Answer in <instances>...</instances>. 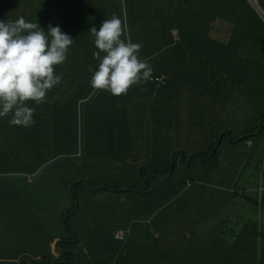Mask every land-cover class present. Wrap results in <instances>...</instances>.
<instances>
[{
  "label": "crops",
  "instance_id": "1",
  "mask_svg": "<svg viewBox=\"0 0 264 264\" xmlns=\"http://www.w3.org/2000/svg\"><path fill=\"white\" fill-rule=\"evenodd\" d=\"M134 1L102 0L101 20L110 19L113 14H116L119 15L126 26H131L128 19L132 22L138 19L137 3L135 4ZM66 2L67 0H46L44 8L39 10L35 5L28 6L24 1H13L10 3L11 8L3 13L2 21L15 20L19 16H24L27 21L37 23L41 21L37 19L39 14H41L42 20L45 21L41 27L45 31L46 27L48 29L47 22H50L53 27L59 26L62 32L73 37L71 31H74L75 28L79 29L80 26L85 27L84 24H88L89 16L80 15L74 3L68 5ZM86 2L87 0H82L77 5L85 4ZM0 3L2 5L5 4L4 0H0ZM174 3L175 6L177 5L183 10L181 14L175 15L176 19L179 17L181 21H189L196 17V13L190 14V9L186 8L188 11L185 9L191 3L194 5V0H174ZM159 6L165 7L164 0H160ZM73 7L75 10H73ZM15 8H19V12L11 15L10 11ZM194 8L198 9L199 7L195 6ZM53 14L60 18L58 21L63 25L55 23V19H47V17H55ZM94 26L99 30L98 25L95 24ZM135 26L131 29V32L134 30L138 33H143L144 35L141 34L137 38L144 39L145 32L140 31ZM158 26L159 28L153 35L154 38L151 37L150 39L158 44L156 48L165 49L166 36L161 26ZM88 31L87 35L82 37L83 40L86 37H92ZM220 34H222V37ZM210 36L218 39H227L229 37L222 30H214ZM210 36L208 35V37ZM145 38L148 37L146 36ZM205 38L203 37V41ZM131 41L133 42V40ZM142 43L148 45L149 40ZM202 65L206 67L205 64ZM193 67L201 69V65L197 64V61L191 62V69ZM65 83L69 84L67 81L61 82L55 88H60V92H63ZM74 84L77 92L75 95L70 96L69 99L74 101V108L76 109L72 116L75 127L73 125L69 128L63 127L61 129H79L72 133L73 144H76L78 149L75 155L90 161L92 164H90L89 168H93V171L87 173L84 179L73 178V182L72 180L66 182H70L69 186L72 184V190L74 187L77 190H82L86 197V202L84 201L86 209L89 206H94V200L101 201L100 199H103L104 202H107L111 199L112 202L121 198L135 201L140 196H143L135 192L132 193L128 189H132V186L136 184V179L141 182H153L152 169L147 162L151 156L162 162H166L168 159L172 168L177 166L182 169V172H179L180 174L178 175L183 178L194 176L196 180H199L198 170H206L204 167H206L207 162H209L216 150L219 149L224 139L228 143L223 150L225 148L228 149L232 145L231 142H233L232 139L234 137L238 139L235 142H238L248 136L257 138L262 134L263 129H257L254 134L251 132L253 129H249L252 125L254 126L264 121L260 119L258 122L259 115L255 111L249 109L248 112L251 119H240L236 108H227V105L221 107L225 103V98L223 102L218 101L217 106L220 107L208 111L212 108L210 100L203 98L200 101L195 95L187 93L175 92V103L171 105L170 97L159 94L161 87L157 85L155 93L150 95V97H145L144 93L146 91L144 90L149 88L148 82L141 86H134L127 94L121 97L116 98L111 97L110 94L106 96L102 94L101 99L96 96V92L92 90L90 83L86 80L78 79ZM82 89L86 93H81ZM60 107L65 110L68 108V104H61ZM166 109L167 112L164 111ZM222 111H224V115L219 120L214 117V126L211 125L210 121L206 120L207 116L216 113L220 114ZM55 115H58V113ZM9 120L10 117L0 119V158L5 160L7 158L12 159L15 151H19L18 155L21 153L20 151L27 152L26 148L20 146L21 142H33L35 140L34 135L41 131L51 133L49 129H60L61 121L60 118H57L56 126L53 128L30 129V132H28L26 129H12L15 126L9 128ZM244 121L251 124L246 126ZM3 125L5 129H3ZM83 130L86 133L84 137L82 135ZM31 135L33 138H31ZM54 135L57 138L61 134L55 133ZM215 140L217 144L210 151ZM69 141L68 137L63 138L64 148ZM201 143L203 146H201ZM260 147H264V140ZM245 148L250 151L257 149L253 141H248ZM200 150L203 151L201 152ZM208 151H210L208 158L203 160L199 153H207ZM250 153L253 157L247 156L245 158L247 164L249 162L252 163L253 160L255 162H257V159L260 160V156L257 154L253 155V152ZM144 158L146 159L144 160ZM198 160L204 162H200L199 167L195 168V171L190 172V166L192 167L193 165L194 167V162ZM218 161H221L220 164L222 163L224 168L228 166L230 169L235 170V173H237L235 167L245 164L243 163L244 158L239 162L237 160L232 161L229 155L226 154H221ZM84 162H80L76 158L69 165L68 163L65 164L70 166L69 168L78 171V168L82 167ZM133 164L137 165L136 175L132 174L134 170ZM40 167L37 168L36 172ZM143 170L145 171L143 172ZM21 172L23 173L22 175L14 176L12 179L5 178L6 174H19ZM0 175H2L0 187L9 186L12 203L22 205V207L16 209L17 220L4 226L0 225L1 230L8 231L11 228L10 224H12V227H18L17 232L19 234H16L15 238L14 236L11 238L15 247L16 241L18 242L20 238L34 242L36 235L33 232L37 229H35L34 221L32 223L29 221V216L31 214L37 218L35 208L38 207L40 200H34L36 206H32V204L25 205L24 199L26 195L37 191L40 184L33 188V173L18 169L12 163L0 164ZM25 175L29 176V180L24 186H29L31 189L22 193L21 188H23V183L26 182H22V179ZM171 175L172 173L170 172L166 180L170 179ZM79 179H83V181ZM207 179H210L209 174ZM48 181L51 183L53 179H48ZM185 181L187 183L190 182L189 179H185ZM78 183H82V185ZM108 185H111V187ZM155 188L156 184L152 186L151 191ZM63 189L64 185H62ZM76 195L78 197L77 193ZM224 196V193L216 194L210 191L205 197L203 195L202 205L196 206L194 204L188 207L187 218H192V220L186 223L180 222V224H177V222H172L174 224L169 225L164 223V216L161 214L155 217L157 222L153 225V228L146 229L147 222L157 214L154 213L149 216L152 214V209L149 212L146 211L141 218L142 221L129 222V218L122 224H112V226L104 222L100 224L97 236L91 238L84 260L86 264H94L98 261L108 264V261L113 259H116L117 264H120V262L121 264H264V221L261 223L262 216L260 211L257 210L256 213L254 208H252L254 216H251V220L245 221L238 213L240 209L242 210L241 204H238L240 200L237 198L238 201L236 200L237 204L235 205L232 201L231 204L224 205L221 200H230L229 196ZM213 202L215 203L214 205ZM80 203L82 205L83 201ZM81 205L77 210L78 212L81 209ZM178 207L169 208L167 212L173 213L172 220H178L182 215L180 212H176L179 211ZM42 209L47 216L52 214L47 224L43 223L40 227L43 229L42 237L45 241L48 237L49 241L51 239L50 234L52 235L50 230L55 228L52 221L55 220V216L52 211L44 207ZM163 210L165 209L161 208L159 211L164 212ZM177 214L181 215L176 217ZM200 214H203L202 220ZM125 225L126 227H124ZM116 228L118 229L116 230ZM125 228L128 230L134 229L131 237L127 236L125 240L116 239L118 241L111 237L112 230L119 231L125 230ZM82 233L84 234V231ZM155 233L158 237L155 236ZM72 235L76 237L75 243H78L81 238L75 233H72ZM61 242V238H55L53 244L54 254L57 257L66 255L65 250L59 246ZM51 243L48 244L47 242L48 247L52 250ZM46 245L43 246V249H45ZM15 250L21 253L25 251V247L20 250L16 248ZM71 253L76 255V260L69 262V264H79L81 260L79 252L71 251ZM0 257H4V255L0 254ZM10 257L18 259L14 254ZM22 260L30 261L28 258ZM64 262L65 264L68 263V261Z\"/></svg>",
  "mask_w": 264,
  "mask_h": 264
},
{
  "label": "trees",
  "instance_id": "2",
  "mask_svg": "<svg viewBox=\"0 0 264 264\" xmlns=\"http://www.w3.org/2000/svg\"><path fill=\"white\" fill-rule=\"evenodd\" d=\"M79 1L82 0H67L66 2L68 5H72L74 3L80 15L89 16V20L87 21L88 24H84L85 27L80 26L79 29L75 28L74 31H71L73 33L72 38L74 39V42L73 46L69 49L68 55L74 56L76 62L74 60V63L71 64V66L66 65V71L61 67L63 64L55 66V73H62L63 80L67 78L66 81L69 82V84L76 83L78 79L86 80L88 83H90L93 73H90L88 69L90 67L93 68V70L97 68L98 62L93 57V52L97 51V49L93 47L92 37H86L84 40L82 37L87 35V30H89L87 28H90L95 24L99 27L104 21L101 20L100 16L102 0H87L85 4L77 5ZM4 2L7 3V1ZM159 2L160 0L134 1L135 4L137 3V12L140 21L139 23L134 21V26L136 25L135 28L138 27L140 31L145 32L143 41L152 40L150 38L153 37L155 31H157V28H159L158 25L161 26V29L166 36L165 49H159L160 51L156 53L148 52L147 54L150 53L149 55H141L142 58L150 59L151 66L154 70V80H150L148 82L149 88L144 90L146 91L144 96L150 97V95L155 93V88L157 85L156 78L160 77L162 74H165L168 75L169 78L165 80V83L159 86L161 87L159 94H162L165 97L169 96L171 105L175 103V92L195 95L200 101H202L203 98L210 100L212 102V108L209 107L210 109L208 111L214 110L216 107H220L217 106L218 101L223 102L225 98V103H223L221 107L227 105V108H236L239 115H244L249 111V109H251L259 115L258 122L260 119L264 120V0H204L203 4L198 6V9L194 8V10H190V14L196 13V17L193 20L190 19L189 21H181L179 17L178 19L175 18V15L181 14L183 10L181 7L177 5L175 6L174 0H164L165 7L159 6ZM145 9H151L155 12V14L150 16L147 20L142 21V18L146 13ZM53 15L55 17H47V19H55V23L63 25L58 21L60 18L56 17L55 14ZM153 18L156 20L155 24H151ZM40 20L41 21H39V24L40 26H43L45 21L42 20V18ZM134 26H127V38L130 40H134V37L131 34V29ZM173 29L178 31V37L173 35ZM47 30L48 29L46 27V31ZM214 30H222L229 37L227 39H218L214 36H210L211 32ZM208 35L211 38L208 37ZM146 36L148 38H145ZM203 37H206L204 41ZM140 40L142 39L138 38L137 42H135L140 43ZM143 45H146V43ZM142 48H144V46ZM195 61H197V64L201 65V69H195L194 67L191 69V62L194 63ZM202 64H205L206 67H204ZM55 89L59 90L60 88ZM63 92H65V90ZM95 92L99 99H101L102 94L105 96L110 94L107 91ZM81 93L86 92L82 89ZM89 93L91 94V92ZM110 96L115 97L111 94ZM164 111L167 112V109ZM213 115L206 117V120L210 121L212 126L215 125L214 117L219 120L222 115H224V111H222L220 114L216 113ZM243 118L244 120H248L245 119L246 117ZM244 124L249 126L251 123L244 121ZM249 129H253L251 131L253 134L257 132V129L263 130L262 134L257 138L248 136L238 142H235L238 139L234 137L232 139L233 142H231L232 145L229 146L228 149L225 148L223 150L225 145L228 143L224 139L222 144L219 146V149L216 150L215 154L210 158L209 162H207L206 168L212 171L217 169L219 165L223 166L222 163L220 164L221 161H218V159L221 154H226L229 155L232 161L237 160L239 162L242 158H244L243 163L245 164L235 167L237 169V173H235L236 171L233 170V176H235L234 181L239 179V176H241V171H251L252 169L258 174H264V147L261 150L257 148L252 149L251 151L249 149L246 150L245 148V145L248 141H253L256 147L261 146L262 141L264 140V121L260 124L257 123L254 126L252 125V127ZM73 143L74 140L72 139L71 141L67 142L65 148L72 146L70 149L77 151V146ZM216 144L217 142L215 140L210 151L214 146H216ZM238 144L242 146L243 151L241 153L234 152ZM210 151L207 153H199V155L203 160H205L208 158V153ZM249 152H253V155L257 154L260 156V160H257V162L253 160L252 163L249 162L247 164L245 158H247V156L251 158L253 157L251 153L249 154ZM31 154L36 155L37 153L31 152ZM75 154L73 157L65 160V163H68L69 165L70 163L74 162L76 158H78V161L80 162L85 161L84 165L78 168V171H75L77 173L79 172L78 178L84 179L87 173L93 171V168H89L90 164L92 163L80 158V156L77 157ZM145 159L146 158H144V160ZM148 159L149 160H147V162L151 166L154 178L153 182H151L152 184L150 182H141L140 180L136 179V184L132 186V189H128V191L143 195L140 196L139 199L141 198L150 200L145 202L146 205H141V207H133V205L130 206L129 222L142 221L141 218L146 213V211L149 212L152 209V214L149 216L153 215L154 213L157 214L148 222L144 221L148 223L146 225V229H151L157 222L155 217L163 214V212L159 210L164 207L168 208L171 205L172 207L170 208H176L179 206L177 208L179 211L176 212H180L182 215H176V217L181 215L178 220H172V212L162 215L164 216V223L169 225L174 224L172 222H177V224H180V222L186 223L192 220V218H187L186 212H188V207L194 204L196 206L202 205L203 195L207 194L209 191L216 194L224 193V197L229 196V201L221 200L223 201L222 204L224 205L231 204V201L235 205L237 204V198H242L243 200L241 199L238 204H243V201L245 200V202H248L250 206L254 208L255 212L259 210L262 218L264 217L263 209L262 207L260 208L259 200L247 196V192L245 190L242 189L244 192L240 194L238 190L234 188H229V190H226L210 185L206 188H203V184L208 185L210 180H207L208 183H202V179L196 180L194 176L183 178L182 176L178 175L180 174L179 172H182V169L178 168L177 166L172 168V165H170L168 159L166 162L152 158V156ZM133 166L134 170L132 171V174L136 175L137 165L133 164ZM192 167L190 166L191 169ZM227 168L230 169L228 166ZM144 171L145 170H143V172ZM43 172L44 169L39 171L37 174H34L35 172L33 173V188H35L37 184H40V186L37 191H33L32 193L26 195V198L24 199L25 205L32 204V206H36L34 201L38 200L36 196H38L39 200L44 199L48 196V191L52 190L51 185L52 182L55 181L49 183L48 179L52 180V177L47 174L43 175ZM170 172L172 175L170 179L166 180ZM1 178L2 175H0V179ZM148 178L150 179L149 176ZM83 179L79 180L83 181ZM185 179H189L190 182L187 183ZM28 180V175H25L22 179V182L26 181L23 183V188H21L22 193L31 189L29 186H24ZM69 184L70 182H66V185H64V188H66V198L68 201V216L73 213L76 208L77 201L75 200V197L78 199L75 192H73L75 197L68 193L67 188L69 187ZM78 184L82 185V183ZM155 184L156 188L151 191L152 186H155ZM108 186L111 187V185ZM0 191L1 198L8 197L4 192V188L0 187ZM158 198L160 199L159 201L157 200ZM9 203H12L11 200ZM141 203H144V201H141ZM155 204L158 206L154 211ZM214 204L215 203L213 202V205ZM184 217H186V219H184ZM52 221L55 228L50 230L52 235L50 234L51 239L48 241V244L54 241L55 238H61L62 242L59 244V246L61 249L65 250V256L57 257L52 252L51 248H49L50 252H46L43 247H40L39 251H29L27 248H25V251L20 253L15 250L16 247L13 246V241L7 243L3 238L0 237V254L4 255V257H0V259H3L4 261H13L12 257L10 256H13L14 254L15 257L21 260L24 258L30 259L28 264H54L58 261H68L67 264H69V262L76 260V255L71 253V251H76L79 252V255L81 256L79 264H86V261L84 260L85 253L90 246L91 238L96 237L98 232H94L90 237H87L85 234H83V237L80 239V241L75 243L76 237L69 233L71 231H64L62 228H60V225L56 219ZM263 221H261V223ZM67 223L68 221L65 224L66 227ZM117 229L118 228H116V230ZM116 230L111 231V237L115 240V234L118 232ZM0 231L2 232L1 228ZM119 231H125L127 233L126 235L131 237L134 229L128 230L125 228V230ZM156 235L157 234L155 233V236ZM98 263L106 264L105 262L101 263L99 261L95 262L94 264ZM108 264H117L116 259L108 261Z\"/></svg>",
  "mask_w": 264,
  "mask_h": 264
},
{
  "label": "rangeland",
  "instance_id": "3",
  "mask_svg": "<svg viewBox=\"0 0 264 264\" xmlns=\"http://www.w3.org/2000/svg\"><path fill=\"white\" fill-rule=\"evenodd\" d=\"M8 1L7 3L1 5L0 4V16L3 15V13L8 10L10 7V3L13 1H24L27 3L28 6L30 5H35L39 10L43 9L46 0H4ZM204 0H194V5L189 4L185 9H190L194 10L195 6H200L202 5ZM189 7V8H188ZM5 9V10H3ZM186 9V10H187ZM19 8H15L14 10L10 11V14H14L16 12H19ZM73 10L74 7H73ZM146 13L144 17L142 18V21L147 20L150 16H153L155 12L151 9H145ZM188 11V10H187ZM190 12V11H189ZM119 16V15H118ZM42 15L39 14L37 19H41ZM0 21H2V16L0 17ZM129 25H133L135 22H132L130 19H128ZM136 22L139 21V15L138 19L135 20ZM156 20L153 18V21L151 24H155ZM127 23V22H126ZM52 23L47 22V26ZM132 36H134L133 42H137V37L144 35L143 33H138L137 31L131 32ZM222 37V34H220ZM135 42V43H136ZM142 41L140 40V44H142ZM144 48H142L141 55H149L152 52H157L161 47H158V44L152 40H149L148 45H143ZM95 48V46L93 45ZM156 50V51H155ZM150 52L149 54H147ZM74 60L76 62V59L74 56L68 55L67 57V62L61 66L64 70L66 69V65H70L74 63ZM72 69V68H71ZM66 71V70H65ZM66 79L62 81H66ZM65 89V92H60L61 90L55 89V87L50 90L47 93L46 96V103H43L41 105H36L33 102H28V106L35 108V124L30 126V127H22V126H15L12 129H26V131L30 132V129H47V128H53L56 126V120L57 118H60V129H49L51 133H46L41 131L38 134L34 135L35 140L33 142H28V143H20V146L26 148L27 152L20 151L21 153L18 155L19 151H15L14 157L7 158V160L0 158V164L5 165V163H12L16 168L22 169V170H27L31 173L37 174L39 171L44 169L43 175L47 174L50 175L53 179L52 182V190L48 191V196L44 199H40V203L35 210L37 211V218L33 217V215L30 214L29 221L32 223L34 221V224L36 226L33 234L36 235L34 242H29L28 240L24 238H20L19 241H16V248L17 250H20L22 248H27L29 251H39L40 247H43L47 244L48 242V237L46 235V241L42 237V232L43 229H41V225L43 223L46 225L47 222L51 219V216H47L46 214L43 213L42 207L48 209L49 211H52V213L55 216L56 221L59 223L60 228H62L64 231V220L68 216L67 213L68 211V201L66 198V188L62 190V185H66V181L72 180V178H78L79 172H75V170L69 168L70 166H67L65 164V160H68V158L73 157L74 154L76 153L75 150L69 148H64L63 145V138L68 137L69 140L71 141L73 138L74 132H76L79 129H61L63 127L69 128L75 124H73L72 121V116L73 113L76 111L74 108V101H71L69 98L77 91H75V84H68L65 83L63 86ZM78 90V89H77ZM103 92V91H102ZM61 104H68L67 109H62L60 107ZM58 113V115H55ZM56 116V117H55ZM250 113L247 112L244 115H238V118L242 119L243 117H246L245 119H251ZM1 119V118H0ZM248 126L247 124H244ZM10 126V125H9ZM11 128V126L9 127ZM3 129H5V126L3 125ZM53 131V132H52ZM85 130L82 131V135H86L84 132ZM60 133L57 138H55L54 134ZM31 138L33 136L31 135ZM71 138V139H70ZM201 146L203 144L201 143ZM68 147V146H67ZM258 149H262L261 147H257ZM201 152L203 150H200ZM243 151L242 146L240 144L237 145L236 150L234 151L235 153H241ZM31 152H36L37 154H31ZM8 153V152H6ZM5 153V154H6ZM4 154V155H5ZM258 160V159H257ZM199 161V160H198ZM195 161L194 164L195 166L192 168L191 171H195L194 169L199 167V163L203 161ZM51 162V163H50ZM41 166V167H40ZM38 171L36 172L37 168ZM77 168V167H76ZM206 170H198L199 175L198 178L202 179V183H208L207 182V175L210 174V182L208 185L203 184V188H206L207 186H214L218 187L221 189H226L229 190V188H234L238 190L239 193H243L245 190L247 192V196H250L251 198L259 200V195L257 192V188L259 186V180H260V173L258 174L257 172L246 170L245 172L241 171V176H239V179L237 181H234V172L232 169L224 168L222 165H219L217 169L215 170H208L206 167H204ZM200 169V168H199ZM16 170V169H15ZM23 173L19 174H6L5 178L12 179V177L17 176V175H22ZM72 185V184H71ZM71 185L67 188L71 195V191L75 192L78 194V200L79 204L81 205L80 202L83 201L81 205V209L79 212L77 211L73 217H71L68 220L67 227L72 231V233L77 234L78 237L82 238L83 236V231L85 236L90 237L93 235L94 232H98L100 230V224L106 222L110 226L112 224H120L123 221H126L129 218V210L130 206L133 205V207H137L141 205H146L145 202L149 201L150 199H137L135 201L133 200H128V199H117L111 202V199L107 202H104L103 199H100L101 201L94 200V206H89L86 209V197L82 193V190H77L76 187L72 190ZM71 188V189H70ZM243 189V190H242ZM4 192L8 197H0V225L4 226L7 223H13L15 222L16 219V209L18 207H22L21 204L19 203H9L11 200L12 202V197H11V192H10V187L5 186L4 187ZM72 196V195H71ZM206 194H204V197ZM9 198V199H8ZM36 198L39 200L38 196ZM240 201L242 198H238ZM158 201L160 200L159 198L157 199ZM8 201V202H7ZM85 201V202H84ZM141 201H144V203H141ZM238 201V200H237ZM244 203L241 204L240 211H238L239 215L242 216V218L245 221L251 220V216H254V213L252 212V207L248 202L243 201ZM11 205V206H9ZM79 205V208H80ZM158 205L155 204L154 206V211L156 210L155 208ZM172 207L171 205L167 208L164 207L165 210H163V215H165L168 211L169 208ZM153 211V212H154ZM78 213V214H77ZM165 213V214H164ZM201 215V220L203 219ZM219 216V215H218ZM157 219V218H156ZM155 219V220H156ZM262 221L264 218H261ZM127 224V223H126ZM11 228L8 231L3 230L2 232L0 231V237L4 239L5 242H10L11 238H15L16 234H19L17 232V226H13L12 224ZM126 227V225L124 226ZM121 227V228H124ZM62 232L64 233V231ZM21 233V232H20ZM71 233V232H69ZM71 233V234H72ZM64 235V234H62ZM55 240L51 243V246L53 248ZM14 246V245H13ZM46 252H50L48 244L45 247ZM52 252L54 253V248L52 249ZM65 264V262L58 261L54 264ZM0 264H28L26 261L21 260V259H13V261H4L3 259H0Z\"/></svg>",
  "mask_w": 264,
  "mask_h": 264
},
{
  "label": "clouds",
  "instance_id": "4",
  "mask_svg": "<svg viewBox=\"0 0 264 264\" xmlns=\"http://www.w3.org/2000/svg\"><path fill=\"white\" fill-rule=\"evenodd\" d=\"M88 32L97 49V68L88 69L94 92L121 97L153 79L150 59L141 57L142 44L127 38V26L118 15ZM73 42L59 26L49 24L45 31L24 16L0 21V118L10 117V126L35 124V108L28 102L46 103L47 93L61 84L63 74H56L55 66L66 62Z\"/></svg>",
  "mask_w": 264,
  "mask_h": 264
},
{
  "label": "built area",
  "instance_id": "5",
  "mask_svg": "<svg viewBox=\"0 0 264 264\" xmlns=\"http://www.w3.org/2000/svg\"><path fill=\"white\" fill-rule=\"evenodd\" d=\"M252 1H256V0H252ZM172 33L175 37H178V31L176 29H173ZM168 78L169 76L165 74H162L160 77L156 78L157 86H161L163 83H165V80ZM257 190H258V195H259L260 208L262 207L263 213H264V174H260L259 186ZM126 234L127 233L125 231H118L115 234V238L118 240H125Z\"/></svg>",
  "mask_w": 264,
  "mask_h": 264
},
{
  "label": "water",
  "instance_id": "6",
  "mask_svg": "<svg viewBox=\"0 0 264 264\" xmlns=\"http://www.w3.org/2000/svg\"><path fill=\"white\" fill-rule=\"evenodd\" d=\"M101 189H105V188H101ZM71 195L73 196V197H75V195L73 194V192L71 191ZM75 200L77 201L76 202V208H75V210H74V212L73 213H71L65 220H64V229H66L68 232L70 231L69 230V228H67L66 227V222L71 218V217H73L74 215H75V213L77 212V210H78V208H79V200L75 197ZM25 261V260H24ZM27 262V261H26ZM28 263V262H27Z\"/></svg>",
  "mask_w": 264,
  "mask_h": 264
}]
</instances>
